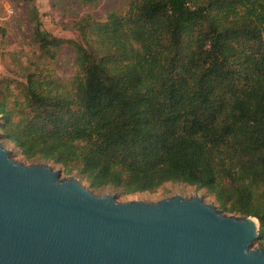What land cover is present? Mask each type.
I'll return each instance as SVG.
<instances>
[{
	"label": "trees",
	"instance_id": "trees-1",
	"mask_svg": "<svg viewBox=\"0 0 264 264\" xmlns=\"http://www.w3.org/2000/svg\"><path fill=\"white\" fill-rule=\"evenodd\" d=\"M29 16L41 56L70 46L76 76L28 75L14 111L0 97L2 140L92 190L204 189L258 221L264 250V0H129L77 40Z\"/></svg>",
	"mask_w": 264,
	"mask_h": 264
},
{
	"label": "water",
	"instance_id": "water-1",
	"mask_svg": "<svg viewBox=\"0 0 264 264\" xmlns=\"http://www.w3.org/2000/svg\"><path fill=\"white\" fill-rule=\"evenodd\" d=\"M258 238L199 197L119 203L0 145V264H264Z\"/></svg>",
	"mask_w": 264,
	"mask_h": 264
},
{
	"label": "rangeland",
	"instance_id": "rangeland-1",
	"mask_svg": "<svg viewBox=\"0 0 264 264\" xmlns=\"http://www.w3.org/2000/svg\"><path fill=\"white\" fill-rule=\"evenodd\" d=\"M32 4L37 8L42 29L60 39L77 40L78 32L75 25L81 19L89 16L95 21L103 22L110 12H125L129 0H98L94 4L82 3L79 0H0V97L6 100L8 108L12 111L15 110L14 101L20 99V89L26 84L28 75L33 74L35 77L50 75L69 90L72 89V81L76 76L75 54L70 46L60 47L53 60L41 56L32 40L33 25L29 18ZM0 145L10 151V157L15 162L23 165L46 164L53 170H61L59 165L52 162L26 160L15 147L1 138ZM71 176L89 189L84 179L78 177L76 173ZM62 177L66 176L62 174ZM89 190L97 196H114L119 203L130 201L154 203L173 196H182L185 199L199 197L205 203L218 208L214 196L204 189L184 184L169 183L156 192L133 195H124L121 190L112 187ZM256 246L258 245L255 243L254 247Z\"/></svg>",
	"mask_w": 264,
	"mask_h": 264
}]
</instances>
